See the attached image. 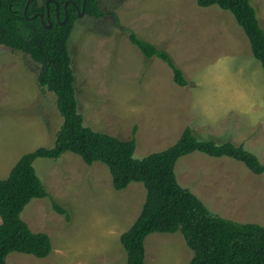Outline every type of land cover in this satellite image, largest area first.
<instances>
[{"label": "rangeland", "instance_id": "1", "mask_svg": "<svg viewBox=\"0 0 264 264\" xmlns=\"http://www.w3.org/2000/svg\"><path fill=\"white\" fill-rule=\"evenodd\" d=\"M40 3L43 0H38ZM264 30V0H250ZM100 19L78 18L68 50L78 112L84 125L120 140L136 129L133 158L173 146L186 128L200 140L243 145L264 164V71L228 11L197 0H100ZM125 31L165 50L187 80L173 81L157 58L145 59ZM39 65L0 46V179L25 154L51 148L62 125L55 96L37 84ZM34 170L50 199H33L21 219L46 234V258L11 253L7 264H126L120 236L138 218L141 183L115 191L108 169L76 155L36 159ZM178 184L201 200L211 217L264 227V174L243 164L195 152L177 160ZM145 264H189L180 232L145 239Z\"/></svg>", "mask_w": 264, "mask_h": 264}, {"label": "trees", "instance_id": "2", "mask_svg": "<svg viewBox=\"0 0 264 264\" xmlns=\"http://www.w3.org/2000/svg\"><path fill=\"white\" fill-rule=\"evenodd\" d=\"M197 5L217 6L231 13L264 71V30L250 0H197ZM82 10L84 15L96 19L105 14L100 9V0H43L42 3L33 0L28 5L26 0H0V46L22 52L39 65L37 84L54 94L56 109L63 120L51 148H39L23 155L7 178L0 179V264H7L6 258L11 253L39 259L51 253V239L44 233L31 231L21 219V213L31 200L47 198L52 209L68 220L67 211L50 198L33 167L36 159L57 160L67 152L88 166L103 164L115 191L125 190L132 183L143 185L142 210L130 229L120 236L126 264H145L147 236L176 232L182 234L192 251L189 264H264V227L211 217L204 203L178 184L174 172L178 159L199 152L211 158L233 159L252 174L263 175L264 164L243 145L200 140L186 128L173 146L136 160L133 158L136 129L131 139L120 140L84 125L77 108L75 76L68 50L78 12ZM36 15H42L44 25L50 23L51 27L45 28L40 18L32 19ZM125 32L145 59L157 58L166 64L177 86L188 85L165 50L140 39L134 32Z\"/></svg>", "mask_w": 264, "mask_h": 264}, {"label": "water", "instance_id": "3", "mask_svg": "<svg viewBox=\"0 0 264 264\" xmlns=\"http://www.w3.org/2000/svg\"><path fill=\"white\" fill-rule=\"evenodd\" d=\"M26 1H27V5H28V4L31 3L33 0H26ZM53 2H54V1H53ZM55 6H56V9H58V5H57L56 3H55ZM46 7H47V10H48V2L46 3ZM26 8H27V6L25 7V10H24V15H25V16H26ZM83 16H84V10L78 12V18H81V17H83ZM35 18H40L42 25H44V19H43V16H42V15H36V16H34L32 19H35ZM28 19H29V18H28ZM29 20H31V19H29ZM66 20H67V14H66V17H65L63 23H65ZM44 27L48 29V28L51 27V24L49 23L48 25H44Z\"/></svg>", "mask_w": 264, "mask_h": 264}]
</instances>
